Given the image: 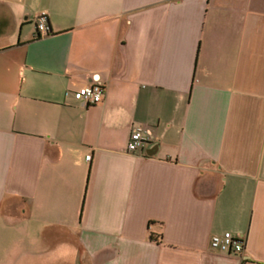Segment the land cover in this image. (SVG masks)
Returning a JSON list of instances; mask_svg holds the SVG:
<instances>
[{
    "label": "crops",
    "instance_id": "1",
    "mask_svg": "<svg viewBox=\"0 0 264 264\" xmlns=\"http://www.w3.org/2000/svg\"><path fill=\"white\" fill-rule=\"evenodd\" d=\"M0 264H264V0H0Z\"/></svg>",
    "mask_w": 264,
    "mask_h": 264
},
{
    "label": "built area",
    "instance_id": "2",
    "mask_svg": "<svg viewBox=\"0 0 264 264\" xmlns=\"http://www.w3.org/2000/svg\"><path fill=\"white\" fill-rule=\"evenodd\" d=\"M47 14L45 12L39 13L36 18V28L39 32H48L49 25L47 23ZM103 85L98 78L88 85H85L74 91V96L88 104H95L101 100L103 93ZM146 136L143 135V130L140 126H135L131 129L127 148L129 150H136L146 141ZM87 159L90 155H86ZM210 247L219 251H234L241 252L243 249V237L235 236L229 231L221 234H213L209 240Z\"/></svg>",
    "mask_w": 264,
    "mask_h": 264
},
{
    "label": "water",
    "instance_id": "3",
    "mask_svg": "<svg viewBox=\"0 0 264 264\" xmlns=\"http://www.w3.org/2000/svg\"><path fill=\"white\" fill-rule=\"evenodd\" d=\"M148 154H151V152H148Z\"/></svg>",
    "mask_w": 264,
    "mask_h": 264
}]
</instances>
